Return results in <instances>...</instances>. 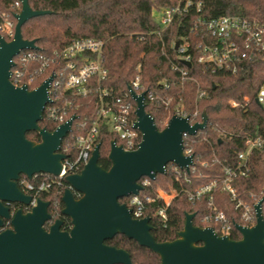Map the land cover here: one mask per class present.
Listing matches in <instances>:
<instances>
[{
	"label": "trees",
	"instance_id": "obj_1",
	"mask_svg": "<svg viewBox=\"0 0 264 264\" xmlns=\"http://www.w3.org/2000/svg\"><path fill=\"white\" fill-rule=\"evenodd\" d=\"M194 1L203 3L201 13L191 9L186 14L177 15L172 25L162 30L155 13L174 6L178 0H29L34 10H50L52 13L32 18L22 27L23 37L35 39L38 46V49H33L36 58L27 67V73L37 76L30 89L40 86L53 72L65 70L66 60L61 56L55 57V51L60 52L75 38H94L104 42L102 62L108 75L102 83L103 88L115 96H121L135 76L141 74L146 90H154L158 99L172 98L168 108L161 102H146V110L154 117L160 130L167 126L181 100L193 123L202 120L203 112L207 113V126L194 135L184 137L185 149H190L194 155V168L176 171L172 164H168L167 171L150 179V184L141 192L155 198V201L147 204L146 216L151 218L152 234L157 241L174 239L184 227L187 213H195L194 224L197 226H214V223L202 222L209 214L210 194L194 200L190 199V194L212 179H220L224 165L235 166L237 155L246 148L248 136L264 133V107L256 102L257 92L264 83V56L246 62L244 69L236 75H213L194 62L189 69L191 79L182 81L180 71L173 68L174 63L185 67L173 43L197 39L188 33L197 16L217 18L240 14L257 17L264 23V0ZM158 31H161L160 34ZM45 57L51 59L52 65L39 74L38 69ZM166 82L168 88L165 87ZM197 82L201 89L207 91L203 99H197ZM65 96L78 105L68 115L76 116L72 133L77 132L80 123H84L86 129L91 127L100 106L98 94L92 92L88 96H72L67 92ZM230 99L236 100L238 105H231ZM49 106L40 125L53 131L58 124L47 116ZM27 137L41 140L36 132H28ZM67 138L63 145L67 144ZM114 138L110 125L103 124L99 136V163L105 169L111 166L108 154ZM70 141V149L75 152L71 138ZM234 183L247 202L264 197V147L252 154L248 176L238 177ZM65 185V180H62L61 185L50 193L42 194L41 199L51 201L53 208L60 210L64 207L62 196ZM160 187L177 192L167 208L166 223L156 215L157 209L165 205L164 200L157 197ZM127 200L128 197L121 198L123 203ZM212 205L224 211L232 222L240 221L239 212L230 196L220 188L213 192ZM262 209L264 214V202ZM66 221V225H69V219ZM232 237L241 238V234L234 231ZM109 243L128 250L134 264H160L157 254L126 236L112 239Z\"/></svg>",
	"mask_w": 264,
	"mask_h": 264
},
{
	"label": "water",
	"instance_id": "obj_2",
	"mask_svg": "<svg viewBox=\"0 0 264 264\" xmlns=\"http://www.w3.org/2000/svg\"><path fill=\"white\" fill-rule=\"evenodd\" d=\"M22 10L13 40L0 34V227L10 220L13 230L0 233V264H132L128 251L107 246L104 241L117 235L137 241L151 249L160 264H264V197L256 205L254 226L235 223L241 238L221 235L211 226L194 224L195 213H187L184 227L174 240L159 242L152 234L151 218H135L121 198L137 195L143 186L141 178L155 179L166 172L173 162L189 170L194 155L185 153L184 134L194 135L207 126L208 115L191 124L188 117L174 114L168 125L160 130L154 117L147 112L145 93L132 92L136 102V127L143 139L137 149L126 150L111 141L109 169L100 165L99 142L81 172L69 174L65 181L62 214L69 216L72 228L61 231L57 220L50 231L43 227L51 219L49 201L41 198L28 213L18 210L11 215L4 202L31 204L33 197L19 188L22 176L32 179L35 174L60 175L64 138L72 129L76 116L60 124L53 131L42 127L40 121L49 102L50 76L40 86H16L11 81L14 57L25 49H38L36 40L23 37L22 27L32 18L52 13L34 10L29 0H22ZM179 43H176L177 49ZM191 66V63L185 62ZM28 132H36L41 140H31ZM74 190L81 193L79 198Z\"/></svg>",
	"mask_w": 264,
	"mask_h": 264
},
{
	"label": "built area",
	"instance_id": "obj_3",
	"mask_svg": "<svg viewBox=\"0 0 264 264\" xmlns=\"http://www.w3.org/2000/svg\"><path fill=\"white\" fill-rule=\"evenodd\" d=\"M22 5V0H0V34L7 41H11L15 37L18 22L16 15L21 12ZM191 9L201 13L203 3L194 0H178L174 6L162 9L160 11L162 18L159 21L161 29L168 28L177 15L186 14ZM160 32L158 31V34ZM188 33L197 39H184L173 43L174 49L178 52L179 60L185 66L179 67L175 63L173 64V68L180 71L182 81L191 79L189 69L194 62L202 65L213 75L219 73L236 75L244 69L246 62L264 56V23L257 17L235 14L207 18L200 15L194 20ZM177 42L179 46L176 49ZM103 48L104 42L102 40L75 38L60 52L55 51L54 53L55 57H63L67 64H64L65 70L52 73L54 78L49 87L51 102L47 104V106L50 105L47 116L58 124L57 127L72 117H68V115L78 105L73 103V99L65 96L67 92L72 96H88L90 93L95 92L100 99V106L97 111V118L91 127L86 129L84 123H80L77 125V132L72 133L76 119L73 121L72 129L67 136L72 134L70 138L73 140L72 148L74 146L75 152L71 151V141L66 136L64 139L67 138V144L63 145L62 143L61 152L66 154L67 157L63 160L60 175L39 173L35 174L32 179L23 178L20 186L23 192L33 197L32 205H36V200L41 198L42 194L50 193L53 188L61 185L62 180H65L67 175L82 171L92 157L96 145L100 142L99 136L103 124L110 125V131L115 137L113 140L116 141L117 145H122L126 150L138 148L143 139V134L136 127L137 105L132 97V92L138 95L145 93V102H161L166 108L171 104L172 98L170 96L158 99L154 90H146L141 74L135 76L128 90L121 96H115L111 91L103 88L102 83L108 75V70L102 62ZM34 58H36V54L33 49H25L14 57L15 65L11 70V81L16 86L26 84L30 88V85L35 81L37 76L27 73L28 63ZM50 61V58L45 57L44 63L38 69L39 74H42L52 65ZM185 62L191 63V66L186 65ZM197 86V99H203L207 96V91L201 89L198 82ZM165 87L168 88L167 82ZM256 102L264 107V83L257 92ZM230 103L233 106L238 105L234 99H230ZM175 110V114L188 117L182 100L177 103ZM190 122L194 124L192 120ZM187 135L189 134H184V137ZM263 147L264 133L248 136L245 150L237 155V164L235 166L224 165L223 176L220 179H212L208 184L197 188L195 192L190 194L191 200L200 199L207 193L210 194L209 214L202 219V222L214 223V226H207L213 227L221 235L229 234L232 236L234 231H238L235 223L249 227L256 224L257 213L255 207L260 199L247 202L238 192L234 182L238 177L248 176L252 154ZM185 153L192 155L190 149H185ZM169 164H172L173 170H186L173 162ZM193 168L194 164L190 166L189 170ZM150 179L145 176L142 181L140 180L143 189L150 184ZM67 187L69 185L66 182L64 190ZM218 188L230 196L235 209L239 212V222H232L224 211L217 210L212 205L213 192ZM141 192L142 190L137 195L128 196V200L125 202L131 208L132 215L135 218L146 217L147 204L155 201L154 197L142 195ZM74 193L80 196L78 191L74 190ZM175 193L177 194L176 191ZM252 196L255 195L252 194ZM157 197L164 200L160 194H157ZM164 203V206L157 209L156 215L166 223L168 220L167 208L171 201L164 200Z\"/></svg>",
	"mask_w": 264,
	"mask_h": 264
},
{
	"label": "flooded vegetation",
	"instance_id": "obj_4",
	"mask_svg": "<svg viewBox=\"0 0 264 264\" xmlns=\"http://www.w3.org/2000/svg\"><path fill=\"white\" fill-rule=\"evenodd\" d=\"M23 180V176L21 177L20 181L18 182L19 184V188L21 189V191L23 192L22 188H21V181ZM25 193V192H23ZM80 193V192H79ZM27 194V193H25ZM75 197L76 198H79L81 196V193H80V196H78V194H75ZM47 201V200H45ZM50 202V206L48 208V211L49 213L51 214V219L46 221L43 225V227L45 228L46 231H50L51 229V226L57 221V220H61L62 221V224H61V231H70L71 228H72V224H71V219L69 216H66V215H63L62 214V209L64 208H61L60 210L56 211L55 208H53L52 204H51V201ZM4 204L6 206H8L10 208V213L11 215H14L18 210H22L23 213H28L32 210V207L35 206V205H32V202L31 204L27 205V204H23V203H18V202H4ZM66 219H69V225H66ZM151 224V223H150ZM152 226V225H151ZM153 228V226H152ZM14 229V226L12 225L11 221L10 220H6L3 224L2 227H0V233L3 232V231H6V230H13ZM153 230V229H152ZM120 236H125V235H117L115 236L114 238L112 239H115L117 237H120ZM128 238V237H127ZM176 238V237H175ZM174 238V239H175ZM112 239H107L104 241V244L107 245V246H114L116 248H120V249H124L126 250L125 248L123 247H117L113 244H110L109 241H111ZM130 239V238H129ZM174 239H171V240H174ZM236 240L240 239V238H234ZM133 240V239H131ZM135 241V240H134ZM166 241H169V240H166ZM137 242V241H136ZM159 242H164V241H159ZM138 243V242H137ZM139 244V243H138ZM140 245V244H139ZM142 246V245H140ZM145 247V246H144ZM147 248V247H146ZM149 249V248H148ZM151 250V249H150ZM128 251V250H126ZM129 252V251H128ZM130 253V252H129ZM156 254V253H155ZM131 255V258H132V264H134V260H133V257H132V254L130 253ZM160 263H161V260H160Z\"/></svg>",
	"mask_w": 264,
	"mask_h": 264
},
{
	"label": "rangeland",
	"instance_id": "obj_5",
	"mask_svg": "<svg viewBox=\"0 0 264 264\" xmlns=\"http://www.w3.org/2000/svg\"><path fill=\"white\" fill-rule=\"evenodd\" d=\"M155 15H156L157 20L160 21L162 18L161 12H156ZM157 194H160L166 201H172L176 195L175 191L173 190L167 191L162 187L157 189Z\"/></svg>",
	"mask_w": 264,
	"mask_h": 264
}]
</instances>
